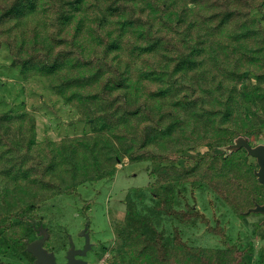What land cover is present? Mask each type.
I'll use <instances>...</instances> for the list:
<instances>
[{
  "label": "trees",
  "instance_id": "16d2710c",
  "mask_svg": "<svg viewBox=\"0 0 264 264\" xmlns=\"http://www.w3.org/2000/svg\"><path fill=\"white\" fill-rule=\"evenodd\" d=\"M263 20L264 0H0L9 66L24 80L44 77L90 126L38 141L25 108L0 111V256L34 263L26 245L46 227L40 206L112 179L127 158L149 162L151 180L125 194L102 264H264L263 247L231 244L218 224L207 229L224 245L201 247L155 221L209 223L181 205L188 187L211 190L240 215L264 201L256 161L244 148L221 149L264 130ZM146 199L152 215L139 210ZM80 210L88 215L89 204ZM48 233L44 247L55 252Z\"/></svg>",
  "mask_w": 264,
  "mask_h": 264
},
{
  "label": "rangeland",
  "instance_id": "374dc122",
  "mask_svg": "<svg viewBox=\"0 0 264 264\" xmlns=\"http://www.w3.org/2000/svg\"><path fill=\"white\" fill-rule=\"evenodd\" d=\"M259 16L253 13L252 17ZM264 26V20L262 21ZM11 60L5 45L0 47V111L13 108L14 110L25 108L35 119L36 139L38 141L49 138L53 141L65 137L80 136L90 133V126L84 122H77L76 110L65 104L62 98L52 92L44 77L34 76L28 80L20 77L18 72L9 66ZM250 84H254L253 76L248 78ZM251 144H264V130L260 139L253 137ZM249 161L255 162L250 156ZM149 162H130L123 158L116 164V173L112 179H103L98 182H86L77 187L74 194H59L49 199L40 206L39 214L43 217L46 228L56 239V261L61 264L64 261L65 247L69 237L74 245L81 246L83 237L81 230L87 226L92 249L85 255L87 264H102L105 262L106 253L102 256L103 247L109 248L118 241L117 227L122 223L125 204L124 196L128 189L145 187L151 180L146 170ZM181 205L187 200L202 216L208 218L209 223L198 220L196 226L179 222L167 215L156 219L160 229H165L169 235L174 227H178L182 237L190 245L201 247H222L224 244L220 235L207 229L219 226L227 234V240L238 247H245L250 241L254 245V252L264 248V214L246 213L237 214L219 197L209 189L188 187L183 195ZM89 204V214H82L81 208ZM151 200L146 199L140 204V212L152 215L148 210ZM159 222V223H158ZM45 227V226H44ZM38 236L36 234L34 239ZM49 237V236H48ZM33 239V240H34ZM59 244V246H58ZM63 245L65 247L63 248ZM58 248V249H57ZM101 256L100 259H98ZM254 259L256 256L254 255ZM0 264H35L27 257L13 253L0 256ZM255 264V261L254 263Z\"/></svg>",
  "mask_w": 264,
  "mask_h": 264
},
{
  "label": "water",
  "instance_id": "95a60500",
  "mask_svg": "<svg viewBox=\"0 0 264 264\" xmlns=\"http://www.w3.org/2000/svg\"><path fill=\"white\" fill-rule=\"evenodd\" d=\"M240 148H244L249 156L255 158L258 167L254 170V174L256 175L258 181L264 185V144L258 143L252 145L248 136L238 135L231 143L221 146V149L227 153L235 152ZM250 212L264 214V203H255L253 207L246 210V213ZM86 229L87 227L85 226L80 232V235L85 238V243L82 249L75 248L73 240L69 237L70 246L67 249L65 256L66 262L64 264H87L86 260L76 257V255L85 256L87 251L92 247L89 233ZM38 233L40 237L29 241L26 245V250L34 257V263L58 264L54 251H48L44 247L45 240L49 236L48 229L43 225H40L38 227Z\"/></svg>",
  "mask_w": 264,
  "mask_h": 264
},
{
  "label": "flooded vegetation",
  "instance_id": "af4514ba",
  "mask_svg": "<svg viewBox=\"0 0 264 264\" xmlns=\"http://www.w3.org/2000/svg\"><path fill=\"white\" fill-rule=\"evenodd\" d=\"M261 203H264V201L263 202H261ZM39 227V226H38ZM38 227H37V231H36V233L38 234V236L36 237V238H39L40 237V235H39V233H38ZM87 227V226H86ZM88 228V227H87ZM86 231L89 233V231H88V229H86ZM83 237V236H82ZM35 238V239H36ZM84 243H85V238L83 237V244L81 245V246H76L75 245V248H77V249H82L83 248V246H84ZM69 246H70V244H69V241H68V245L66 246V249H65V253H64V257L66 256V253H67V249L69 248ZM92 246H93V244H92ZM90 249H92V247L90 248ZM89 249V250H90ZM88 250V251H89ZM88 251H87V253H88ZM86 253V254H87ZM76 257H78V258H82V259H84L85 260V256H79V255H76ZM66 262V258H64V261L61 263V264H64Z\"/></svg>",
  "mask_w": 264,
  "mask_h": 264
}]
</instances>
